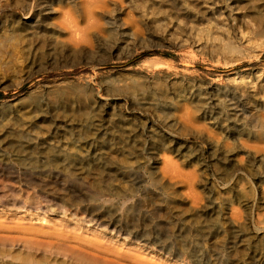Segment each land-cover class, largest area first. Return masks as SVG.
I'll return each mask as SVG.
<instances>
[{
    "label": "bare ground",
    "instance_id": "bare-ground-1",
    "mask_svg": "<svg viewBox=\"0 0 264 264\" xmlns=\"http://www.w3.org/2000/svg\"><path fill=\"white\" fill-rule=\"evenodd\" d=\"M63 1L65 0H58L60 3ZM110 1L121 6L125 2V0H83L85 7L82 9L79 20L73 17L70 11L66 10L64 14L68 22L74 25L76 21L84 22L83 31L93 32V35L97 37L101 36L104 24L110 25L109 33H112L114 37L110 40L108 53L112 57L131 58L137 51L156 46H168L175 50L192 52V47L201 45L197 38L199 34H206L208 37L217 39L220 38L219 35L223 33V30H225L224 33L226 30L229 32L228 28L231 26L238 28L239 42L237 43L239 45L240 43L241 45L250 44L256 37L264 34V0H237L234 7L225 2L226 0H128L140 7L141 16L127 13L126 18L121 17V22L117 16L118 13L107 17L106 13L111 14ZM53 3L54 0H0V47H4L1 48L3 50L0 49V55L2 54L0 84L5 82L7 75L16 67L22 68L24 80L36 73L37 68L43 67L44 63L37 62L34 48L28 46V41L41 31L52 28L42 23L49 18L51 12L56 11L52 6ZM225 26L229 27L225 28ZM231 30L233 31V28ZM13 35L18 36L19 39L15 36V40H18L19 46L5 47L6 43H13L9 42L10 36ZM232 39L231 41L234 40ZM223 40L226 41V39ZM230 42L226 41L227 45L231 46ZM223 43L221 41V44ZM149 60L150 64L159 61L158 59ZM145 68H147L146 65L142 64L133 69L132 72L136 74L132 80L119 85L121 90L132 92L133 95L130 99L121 97L123 102L133 109L141 110L142 113L131 111L125 114L122 109H119L121 112L117 113L118 111L114 109L108 114L111 115L108 119L103 118L106 120V127L101 126L102 99L95 95H71L70 92L51 95L48 93L46 97L40 94L41 96L32 100L31 95L34 89L28 91L17 99L23 105L22 108L8 117L11 121L19 123L22 128L25 123H30V132L33 133L31 135L35 142L22 144L19 152L29 153L38 150L37 143L39 144L40 141L44 145L42 148L45 153L50 155V153L60 152L57 156H45L46 162L42 164L45 170L41 172L40 179L43 184L57 191L53 199L66 209L69 205H80L79 196H77L79 192L84 193L94 203H98L109 194H114L119 199H127L132 194L126 193L125 189L130 191L132 189L129 182L128 185L123 184V179L133 172L134 163L137 162L145 168H152L161 158L163 178L158 179L160 183L158 190L167 194L168 201L165 207L163 205L160 207L159 203L153 204L154 213L160 215L163 212L164 215L161 214L160 227L155 230L146 227L135 229L133 224L129 226L118 217L106 218L102 212L94 216L101 222L113 226L117 233L128 235L136 242L146 243L154 249L157 248L184 264H264V227H257V224L253 226L254 228L247 226L245 221L247 215L243 216L241 210V201H246L245 208L252 211L262 205L260 201L264 199L259 193L257 198H252L250 195L252 190L248 186L252 176L261 172L262 169L264 173V152L258 155V150L242 138V135L264 138V121L257 114L255 118L253 117V110H256L259 103L255 101L254 95L248 96L242 92L239 85H233L234 87L231 86L226 91H222V86L216 84V92L225 97L223 101L219 99L224 111L219 115L216 113L214 117L213 112L209 115L206 111L210 107V93L206 89H201L202 86L195 91L189 90L188 86L196 87V82L191 81L185 73L172 74ZM174 80H178L175 84H180L179 88L171 87ZM170 91L191 93L192 96L188 98L194 97L197 101L195 107L201 118L204 121H211L213 128L219 123L222 128L218 130L223 134L224 139L228 136L226 130L234 128L236 132L233 136L235 145L232 147L219 143L218 141H222V138L210 133L205 140L206 144L213 149V163L216 169L225 168L220 178L226 186V189L221 191L226 193L222 199L227 202L229 208L226 212L219 213L214 207L210 211L203 200L204 197L195 189L197 183L204 186L210 183L208 179L203 181L201 179L202 174L205 173L203 168L205 165L200 155L205 148L202 146L199 153L194 156L198 163L194 171L181 168L179 158H175L176 155L182 154L185 158L182 161L190 162L191 158L185 155L181 139L177 137L179 134L182 135V132H188L195 127L188 120L182 124V127H175L173 121L164 117L166 110L169 109V102L174 106ZM111 98L112 95L106 93L105 104L113 105L115 102L110 101ZM44 100L48 105L61 106L58 107L60 114H55V117L51 118L41 115L45 112ZM152 103L153 114H148L144 107ZM71 104H75L76 107L70 106ZM199 106L204 107L202 111ZM116 115L123 118L122 123L115 119ZM47 121L48 124L45 123ZM133 121H139L142 124H133ZM148 135L152 142L150 148L145 140V136ZM85 136L91 138L80 142L79 140ZM64 138L67 141L64 142ZM182 139L186 143V138ZM95 141L99 144L98 148L94 144ZM52 144H58V146ZM173 146L175 147L172 148ZM98 149L105 150L106 162L103 165H101L102 158L96 153ZM167 150L169 152H165ZM174 151H176L175 156L172 155ZM29 154L31 155L27 154L28 156L24 159L33 161L34 167L38 158L35 157V153ZM86 160L92 161L94 166L86 168ZM53 168L59 171L53 172ZM233 172L235 177L230 179ZM243 181L246 183L240 184ZM177 183H184L190 188L186 195H181L182 197L178 199L173 197L172 191ZM113 184L117 190L111 192ZM70 186L74 188L71 190ZM147 200L152 199L147 197ZM174 203L176 206H170ZM186 203H189V209L185 208ZM94 205L102 207L100 204ZM132 207L131 210H133ZM124 209L123 213L130 212V208ZM255 215L258 216L257 213ZM258 219L262 222L260 217ZM131 220L133 223L138 221V219ZM190 243H195L197 246L192 248ZM67 255L88 264H132L122 259L103 258L102 254L94 252H77L76 254L68 252Z\"/></svg>",
    "mask_w": 264,
    "mask_h": 264
},
{
    "label": "rangeland",
    "instance_id": "rangeland-1",
    "mask_svg": "<svg viewBox=\"0 0 264 264\" xmlns=\"http://www.w3.org/2000/svg\"><path fill=\"white\" fill-rule=\"evenodd\" d=\"M225 2L233 7L237 4V0H226ZM110 3L111 14L110 12H108L109 14L106 13L107 17L118 13L117 16L121 22V17L126 18L129 14L141 16L142 10L133 2L125 0L122 4L124 7L113 1ZM52 6L56 11L51 12L49 18L42 23L52 28L41 31L28 41V46L34 48L37 62L44 63L43 67L37 68V72L27 80H24L22 68L16 67L7 75L5 82L0 84V264H88L68 256V252H75V254L77 252L100 253L103 258L122 259L132 262V264H184L157 248L154 249L146 243L136 242L128 235L117 233L113 226L101 222L94 216V214L102 212L106 218L118 217L120 221L129 226L133 224L135 229L146 227L155 230L160 227L159 221L163 212L160 215L154 213L153 207L155 206L153 204L159 203L160 207L162 205L165 207L168 201L167 194L158 190L160 185L158 179L163 178L161 171L163 160L161 158H159L158 164L152 168H145L137 162L134 163L133 172L126 179H123V184L128 185V182L131 184L132 191L125 189L126 193L131 192L132 194L127 199H119L114 194H109L103 200L94 203L93 200H89L84 193H80L78 190L80 195L76 194L79 196L80 205H69L66 209L53 199L57 191L43 184L40 179L41 172L45 170L42 164L46 162L45 156L49 155V153L44 152L42 141L39 144L36 141L38 150L29 152L35 153V157L38 158V162L33 167V161L24 159L25 156L31 154L24 151L19 152L22 149V144H34L35 142L33 135H31L32 132H30V123H25L22 128L19 123L11 121L8 117L23 106L17 99L32 89H34L31 95L32 100L41 96L40 94H44L46 97L48 93L51 95L52 93L70 92L71 95H95L103 102L101 103L103 113H101V126L104 127L107 124L104 119H108L111 116L108 114L112 113L114 109L116 112L118 111L117 113H120L119 109H122L125 114L131 111L140 114L142 113L141 110L133 109L123 102L121 97L130 99L133 95L132 92L121 90L119 85L131 81L136 74L132 70L144 64L147 67L145 69L150 71L161 70L172 74L174 72L185 73L187 77L191 78V81L196 82V87L188 86L189 90L195 91L199 86H202L201 89H206L210 93V107L206 111L209 115L213 112L214 117L216 113L219 115L224 111L219 99L223 101L225 97L216 92V84L222 86V91H226L231 86L234 87L233 85H239L242 92L248 96L254 95L255 101L259 103L256 110H253V117L255 118L257 114L264 121V34L256 37L255 41L252 40L253 44L251 42L247 45H241V43L239 45L237 43L239 42L238 28L225 26V28L229 27V32L226 30L224 33L225 30H223L221 33L223 36L219 35L221 39L199 34L197 38L201 45L192 47V52H183L168 46H156L137 51L131 58H117L108 53V46L111 45L110 40L114 37L112 33H109L110 25L104 24L101 36L97 37L93 35V32L83 31L84 22L77 23L76 21V25H74V23L68 22L67 17L65 18L64 13L67 10L79 20L82 9L85 7L83 0H69L68 2L65 0L63 3L54 0ZM226 35L229 40L225 38ZM15 36L16 39H19L17 35L10 36L9 42L13 43H6L5 47L13 45L16 48L19 46ZM223 39H226L227 42L232 39L234 42L231 41L230 44L233 47L227 45ZM221 41L224 43L221 44ZM0 58L2 59V54ZM149 59H158L159 61L150 64ZM177 82L178 80H174L171 87L179 88L180 84H175ZM106 93L112 95L110 101L115 102L113 105L105 104L104 96ZM169 93L173 97L171 102L174 103V106L169 102L170 106L168 104L169 109L166 110L164 117L173 121L175 127H182V124L187 120L191 121L195 127L189 129L188 132H182L183 134H179L177 137L181 139L185 155L191 158L190 162L182 161L185 159L184 156L182 154L176 155V151L172 155H176V159L179 158L178 162L181 168L194 171L198 167L194 156L199 153L202 146L205 148L200 155L205 165L203 167L205 173L200 177L202 181L208 179L214 186H211L210 183L208 186L197 183L195 189L204 197L203 200L209 206L210 211L214 207L219 213L226 212L229 208L227 202L222 200L226 193L221 192L226 189V186L220 178V174L225 171V168L216 169L213 163V149L206 144L205 140L210 133L222 138V141H218L219 143H225L232 147L235 145L233 136L236 132L234 128L226 130L228 136L224 139L223 134L218 130L222 128L219 123L213 128L211 121H204L201 118L195 107L197 101L194 97L188 98L192 96L191 93L179 91H170ZM43 103L45 112L41 115L51 118L55 117V114H60L58 107L61 106L48 105L46 100ZM70 106L76 107L75 104ZM144 108L148 114H153V103L145 105ZM203 108L199 106L201 111ZM115 119L121 123L123 121V118H119L118 115L115 116ZM36 122L43 125L39 121ZM45 123L48 124V121ZM133 124L141 125L142 123L133 121ZM89 138L91 137L85 136L79 141L84 142ZM182 138H186V143L183 142ZM242 138L258 150V155L264 152V138L262 136L242 135ZM145 140H147L148 148L152 147L149 135L145 136ZM63 141L67 140L64 138ZM94 144L98 148L99 144L96 141ZM52 145L58 146V144ZM104 152V149L96 151L102 158L101 165L106 162ZM59 153L58 151L54 154L50 153V155L57 156ZM144 154L147 155V153ZM86 162V168L89 169L94 166L92 161L86 160ZM53 169V172L59 171V169ZM234 177L235 173L233 172L230 179ZM249 181L248 186L252 190L250 192L251 197L257 198L258 193L264 197L263 169L252 176ZM245 183L246 181H243L240 184ZM70 187L71 190L74 188ZM111 187H113L111 192L117 190L114 184ZM189 190L190 188L186 184L177 183L172 190L174 192L173 197L181 198V195H186ZM65 193L67 192L65 191ZM147 197H151L152 200H147ZM260 202L262 205L251 211L245 208L246 201H241L242 215H247V219H245L247 226L254 228L257 224V227H264V199ZM93 203L100 204L103 208ZM173 205L176 206L175 203L170 206ZM184 206L189 209V203ZM126 207L127 210L130 208V212L126 213L125 211L123 213L122 211ZM256 213L258 216L255 215ZM258 217L262 222L259 221ZM131 219H138V221L133 223ZM189 245L192 248L197 246L195 243Z\"/></svg>",
    "mask_w": 264,
    "mask_h": 264
}]
</instances>
